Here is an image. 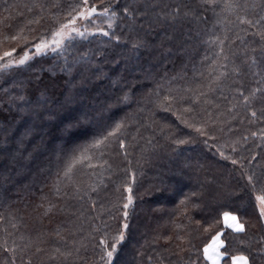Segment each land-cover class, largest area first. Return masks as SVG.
<instances>
[{"label":"trees","instance_id":"1","mask_svg":"<svg viewBox=\"0 0 264 264\" xmlns=\"http://www.w3.org/2000/svg\"><path fill=\"white\" fill-rule=\"evenodd\" d=\"M31 2L32 0H0V34L15 32L17 28L27 25L32 16L23 5ZM39 2L52 4L57 0ZM107 2L108 0H105V3ZM125 2L126 0H116L121 8ZM260 2L261 0H257V3ZM136 3L142 7V15L135 21L137 31H133L129 26L132 23L130 20H125L118 14L113 21V28L108 31L112 36H119V42L110 37L96 35L86 41H79L72 50V56L92 54L87 61L88 67L109 73V78L103 82L93 79L90 84L81 88L77 83L80 80V72L75 68L71 73L62 71L63 65L70 61L65 60L63 55L58 58V53L35 57L18 68L0 70V129L7 128L9 132L29 122L17 119L19 109L16 105L21 103L20 95H25L26 99L34 103L47 98L63 99L62 94H69L79 88V95L88 98L86 103H92V97H98V102L114 103L116 97L123 95L121 88H125V81L130 88H136L131 107H122L117 114L123 116L128 113L134 120L129 123L125 132L128 154L125 155V150L119 148L117 141H111L110 150L104 156L107 164L100 166L93 160L91 163L97 165L95 170L85 166L78 168L73 176V182L89 189L83 205L69 196L61 200V203L67 206V212L42 215L44 208L37 205L43 203L44 207H47V201H42L41 197L54 202L56 200L52 191L55 168L53 167L52 174L41 175V171L47 168L49 154L45 152L29 161L20 158L18 154L13 159L0 152V215L6 217L5 224L15 218L12 222H17V244L29 243L31 240L32 264H101L100 238L106 236L111 243L112 238L119 232H124V239L119 241L113 258L114 264H186L190 255L196 257L197 249L200 250L199 258L202 264H207L203 261L202 249L218 231L221 232V239L225 241L221 251L226 255V260L243 251L252 258L254 264H264V248L260 247L264 244L261 239L264 229L257 222L258 212H253L256 203L254 197L249 204L248 196L242 192L243 181L238 173L241 165H233L231 159L222 157L217 150L225 141H229L230 145L231 140L246 136L247 143L240 140L236 153L232 152L231 146L224 147L222 150L225 156H231L233 159L238 156L244 158L245 168L258 170L264 167V138L259 135L260 131L264 130V83H261L264 63L258 54L260 38L252 36V30H249L246 40L254 41L247 49L249 58L242 52L238 53L236 64L239 73L230 77L225 90L230 100L234 99L228 90L230 87L242 88L244 95L254 92L249 107L257 113L256 117L253 118L251 112L243 106V96L237 93L238 107L233 113L235 119L229 121L227 127L215 132L216 147L213 146L212 140L206 145L203 143L204 138L196 136L180 124L171 112L153 104L149 90L154 91L157 84L162 85V93L168 87L183 88L184 80L176 79L171 83L165 81L178 77L183 72L187 73L189 79L193 76L192 64L179 47L183 33L192 31L195 34L197 31L215 27L217 33L223 36L227 29L231 28L232 31L227 33L231 39L235 34L232 25L236 16L228 12L221 13L224 23L218 25L217 16L210 10L205 11L200 6L201 0H136ZM7 5L14 7L5 11ZM176 12L177 23L173 26L172 14ZM9 15L11 18L6 19ZM247 15L253 20L258 19L264 15V9H249ZM43 26H50L47 16ZM104 27L107 28V25L104 24ZM145 30H148V38L152 44L150 47L139 49L134 55L141 57L139 63L146 72H150L147 79H144L140 72L132 75L123 73L110 62L114 53L129 50L136 42L137 35L143 36ZM235 44L239 45V41H235ZM8 46L0 37V51L7 50ZM185 47H188L189 53L196 50L194 47ZM254 48L256 63L252 64L250 58ZM232 50L237 51L235 48ZM204 54L205 50L200 48L199 55ZM18 56L19 53L17 58ZM119 76H124V79H119ZM37 80L41 89L39 92L35 91ZM29 81L32 83L29 84ZM141 83L143 87L138 86ZM45 87L47 93L43 91ZM25 88L31 95L25 93ZM108 97H111L110 101ZM12 98H15V104H11L9 111ZM213 98L223 107L220 92H216L215 97L209 96V99ZM52 129L55 132V121ZM169 132L173 133V137L181 139L191 134L194 140L177 145L173 143V138L166 139ZM252 132L257 135L252 136ZM95 134V129L89 126L88 130L82 129L76 133L73 143L90 141ZM61 142L54 141L56 144ZM8 147L10 145L5 143L4 133L0 132V149ZM249 160L253 161L250 165ZM125 184L132 188L133 196L128 208V217L124 216L123 209L128 196L124 191ZM225 189L234 191L240 198L220 196V191ZM193 193L196 195L192 196ZM185 197L191 200L187 205V215L184 214V206L180 203ZM193 203L198 207L193 208ZM81 207L85 209L84 217L79 213ZM229 210H239V220L246 225L245 233H235L224 228L221 214ZM197 220L201 222L199 225L196 224ZM125 224L126 228L123 227ZM90 225L98 228L96 234L90 231ZM4 226L0 224V228ZM81 227L83 231L73 235V229ZM57 228L63 229V239L54 234ZM8 231L13 229L8 227ZM21 235L25 237L23 241L19 239ZM81 236L84 239H81ZM163 236H170L172 239L166 241ZM177 236L191 238V243L195 245L191 252L188 251V240H178ZM3 237L4 233L0 231V241ZM241 240L244 241L243 244ZM73 241L77 243L73 244ZM37 245L43 249L42 252L36 253ZM56 248L61 252L71 250L73 254L68 257L57 255L52 259L51 253ZM76 248H79L78 254ZM181 248L184 250L181 251ZM12 259L11 253H5L0 248V264H10ZM21 259V254L17 251L15 264H21ZM24 259L26 261L28 258ZM223 264H228V261Z\"/></svg>","mask_w":264,"mask_h":264},{"label":"snow or ice","instance_id":"2","mask_svg":"<svg viewBox=\"0 0 264 264\" xmlns=\"http://www.w3.org/2000/svg\"><path fill=\"white\" fill-rule=\"evenodd\" d=\"M200 6L205 11L210 10L217 16L216 24L218 25L224 23L221 13L234 14L236 21L232 26L235 28V34L229 39L227 33L232 31L231 28L227 29L225 34L221 36L217 33L215 27L197 31L195 34L192 31L183 33L180 36L181 43L179 47L192 64L193 76L189 79L187 73L183 72L178 77H172L170 80L165 81V83H171L176 79L184 80L185 85L183 88L179 86L176 88L168 87L162 93V85L157 84L154 91L151 89L149 91L152 93L151 102L153 104L166 112H171L180 124L190 129L196 136L204 138V144L207 145L209 140H212L213 146L216 147L217 137L215 132L227 127L228 122L235 119L233 113L238 107L237 93L239 96H243V106L251 112L252 117L255 118L257 115L249 107L250 98L254 95V92L244 95L242 88L233 86L228 88L234 97L230 100L225 90L228 87L227 82L230 77L239 73L236 64L238 53L242 52L246 58H249L247 49L249 44L254 43V41L246 40L249 30H252V36L260 38L261 43L258 54L262 58V63H264V15L255 20L247 15L249 9H264V0H261L260 3H257V0H201ZM13 7V5H7L5 11ZM23 7L32 16V19L27 21V25L17 28L15 32L0 34L3 42L9 45L7 50L0 51V69L18 68L25 65L32 57L40 56L50 49L53 53H58V58L63 55L65 60L70 61V63L63 65L62 71L71 73L75 68L80 72V80L77 83L81 88L90 84L93 79L103 82L109 78V73L88 67L87 61L92 55L90 53L83 56L79 54L72 56V50L75 49L76 44L96 35L110 37L119 42L120 37L112 36L108 31V29L113 28V21L118 14L125 20L132 22L129 26L133 31H137L135 21L138 16L142 15V7L137 5L136 0H126L122 8L119 3H116V0H108L107 3H105V0H57L52 4L32 0L31 3L25 4ZM144 14H146V10H144ZM46 16L48 17L49 27L43 26ZM172 16V25L174 26L177 23L178 12L173 13ZM5 18L10 19L11 16ZM104 24L107 25V28L104 27ZM244 25H247V27H244ZM235 41H239V45H236ZM151 44L152 41L148 38V30H145L143 36L137 35L136 42L132 44L129 50L114 53L110 62L123 73L132 75L140 72L143 74V78L147 79L150 72L143 69L139 63L141 57L134 55V53H137L141 48L150 47ZM185 46L194 47L196 50L189 53L188 47ZM125 47L127 48L126 45ZM200 48L205 50L204 55H199ZM233 48L237 51H233ZM252 52L253 56L250 59L251 63L255 64L256 49H252ZM197 56H199L198 60ZM119 79H124V76H119ZM28 83L31 84L32 82L29 81ZM261 83H264V76H262ZM138 86L143 87V84L141 83ZM125 88H128V90H125ZM125 88H121L123 95L116 97L114 103L98 102V97H92L93 102L86 103L88 98L79 95V88L70 91L69 94H62L63 99L47 98L34 103L26 99L25 95H20L19 100L21 103L16 105L19 109L17 119L29 122L23 123L21 127L11 132L7 128L0 129V132L4 133L5 143L10 145L8 148L0 149V152L11 156L13 159L18 154L20 158L29 161L36 156H42L45 152L49 154L47 168L41 171V175L45 173L52 174V169L55 168L52 191L56 200L54 202L46 197H41L42 201H47V207H44L43 203L37 205V207L44 208L42 215H50L53 212H67V206L65 203H61V200L69 196L83 205L89 189L73 182V176L78 168L82 169L85 166L95 170L97 165L91 163L93 160H96L100 166L107 164L104 156L110 150L111 141H117L119 148L125 150V155L128 154L125 132L129 123H133L134 120L128 113L123 116L117 114L122 110V107H131L132 96L136 93V88H130L127 81H125ZM40 90L39 80H37L35 91L39 92ZM24 91L31 95L27 88ZM43 91L47 93V88L45 87ZM216 92H220L223 97V107L217 99H209V96L215 97ZM5 96H7V92H5ZM107 99L110 101L111 97ZM11 104H15V98L10 101L9 111H11ZM213 109H215V112H213ZM262 118H264V114H262ZM53 121H55V132L52 129ZM89 126L96 131L92 139L85 143H73V137L76 133L82 129L88 130ZM161 134L163 135V130H161ZM251 135L256 136L257 133L252 132ZM259 135L264 138V130H261ZM167 138H173V143L177 145L194 140L191 134L181 139L173 137L171 132L168 133ZM55 140L62 142L56 144L54 143ZM240 140L247 143V137L244 136L231 140L230 145L229 141H225L223 145L217 147V150L220 151L222 157L231 159L233 165L237 163L241 165L238 173L240 180L243 181L242 192L248 196L249 204H251L254 197L256 203L253 206V212L254 214L258 212L257 222L264 229V167L258 170L250 167L245 168L244 158L238 156L233 159L231 156H225V152L222 150L224 147L231 146L232 152L236 153ZM26 153L27 155H25ZM252 163V160L248 161L249 165ZM123 187L124 191L128 193L126 202L123 204L124 216L128 217V208L133 201L132 188L127 184ZM70 189L71 191H69ZM219 194L226 198H240L236 196L234 191L229 189L220 191ZM195 195V193L192 194V196ZM180 203L184 206V214L187 215V205L191 203L190 198L185 197ZM192 207L196 208L198 205L193 203ZM237 212L231 210L222 212L223 224L226 228L235 232L245 233L246 225L240 222ZM79 213L81 217H84L85 209L81 207ZM14 219L13 217L5 224L6 217L0 215V224L5 225L0 228V231L4 233V237L0 241V248L5 253H11L13 259L10 264H15L17 251L21 254V264H32L31 240H29V243L17 244L15 231L18 229L17 222H12ZM200 223L199 220L196 221L197 225ZM8 227H11L13 231H8ZM123 227L126 228L127 225L125 224ZM177 227L180 226L177 225ZM61 231L63 229L57 228L54 230V234L61 236ZM82 231V227L74 228L73 235ZM90 231L96 234L98 228L90 225ZM162 238L166 241L172 239L170 236H163ZM19 239L23 241L25 237L21 235ZM61 239H63L62 236ZM81 239H84V237L81 236ZM123 239L124 232H119L114 236L111 243L108 242L106 236L100 238L99 246L102 255L99 259L101 264H114V254L117 252L119 241ZM176 239L181 241L187 239L189 252L195 247L191 243L190 237L177 236ZM261 239L264 241V236ZM10 241L11 246H9ZM72 243L77 242L73 241ZM241 243L243 244L244 241L241 240ZM224 244L225 241L221 239V232H216L212 236L211 242L203 246V261L207 264H219V258L223 254L220 248ZM177 247H180V245H177ZM260 247L264 248V244ZM183 250L181 248V251ZM42 251L43 249L37 245L36 253ZM199 251L197 249L195 258L190 255L186 264H202ZM76 252L78 254L79 248H76ZM72 254L71 250L61 252L59 248H56L51 253V258L54 259L57 255L68 257ZM25 257L28 258L26 261ZM231 261L232 264H254L252 258L243 251L233 255Z\"/></svg>","mask_w":264,"mask_h":264},{"label":"crops","instance_id":"3","mask_svg":"<svg viewBox=\"0 0 264 264\" xmlns=\"http://www.w3.org/2000/svg\"><path fill=\"white\" fill-rule=\"evenodd\" d=\"M222 222H223V220H222ZM223 226H224V224H223ZM224 228H226V227L224 226ZM226 229H229V228H226ZM229 230L233 231L232 229H229ZM233 232H235V231H233ZM235 233H236V232H235ZM210 242H211V241H210ZM210 242H209V243H210ZM223 246H224V245H223ZM223 246L220 248V251L222 250ZM221 252H222V251H221ZM224 261H228V264H232L231 257H230L229 259L226 260V255L222 254V255L220 256V258H219V264H223Z\"/></svg>","mask_w":264,"mask_h":264},{"label":"rangeland","instance_id":"4","mask_svg":"<svg viewBox=\"0 0 264 264\" xmlns=\"http://www.w3.org/2000/svg\"><path fill=\"white\" fill-rule=\"evenodd\" d=\"M50 53H53L50 49L49 50H47L45 53H43V54H41V55H45V54H50ZM40 55V56H41ZM35 57H38V56H34V57H32L30 60H32L33 58H35ZM29 60V61H30ZM28 62V61H27ZM6 63V62H5ZM1 70V69H0Z\"/></svg>","mask_w":264,"mask_h":264}]
</instances>
